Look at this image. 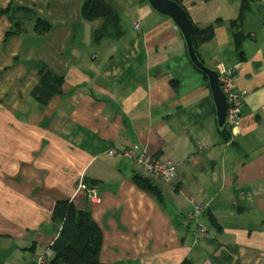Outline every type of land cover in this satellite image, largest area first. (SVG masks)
Returning <instances> with one entry per match:
<instances>
[{"label": "crops", "instance_id": "0c3cea01", "mask_svg": "<svg viewBox=\"0 0 264 264\" xmlns=\"http://www.w3.org/2000/svg\"><path fill=\"white\" fill-rule=\"evenodd\" d=\"M82 1L0 0L29 9L0 14V264H33L52 245L61 199L100 228L101 264H264V0H245L241 51L228 24L244 0H176L197 27L214 26L202 62L222 64L245 92L227 139L169 18L145 1L106 0L123 34L93 42L101 20L81 19ZM36 18L47 33L34 32ZM38 65L63 77L46 106L31 98ZM132 147L175 165L171 185L153 181L161 203L131 182L133 171L147 177L139 167L107 154ZM194 204L203 212L187 221ZM198 225L206 237L195 239Z\"/></svg>", "mask_w": 264, "mask_h": 264}, {"label": "trees", "instance_id": "16d2710c", "mask_svg": "<svg viewBox=\"0 0 264 264\" xmlns=\"http://www.w3.org/2000/svg\"><path fill=\"white\" fill-rule=\"evenodd\" d=\"M177 3L181 5L180 1H177ZM247 9L248 2L244 0L237 20L230 21L228 24L237 51H241V43L246 38L239 27ZM14 10L29 11V9L13 8L8 5L0 10V14L5 15ZM79 14L85 22L101 20L100 27L94 31L93 42L107 38L118 39L123 34L119 15L106 0H83ZM16 26L18 24L14 23L13 28ZM50 27L46 20L36 18L33 30L36 34L43 35L49 31ZM193 27L192 42L197 52L199 46L212 40L214 26L211 24L205 28H199L193 24ZM18 32L16 29L7 32L5 39L17 35ZM197 55L201 60L198 52ZM37 69L39 83L31 91V98L40 106H46L49 100L62 94L63 77L54 74L45 65H38ZM204 78L207 80L205 76ZM219 133L227 139L229 129L227 127L219 129ZM130 180L139 190L148 193L158 202H162V194L150 178L133 171L130 174ZM52 224L57 229V236L49 248L52 255L47 264H101L99 262V252L102 243V232L93 221L88 210H79L68 199L58 200L53 207Z\"/></svg>", "mask_w": 264, "mask_h": 264}, {"label": "built area", "instance_id": "2783aa9c", "mask_svg": "<svg viewBox=\"0 0 264 264\" xmlns=\"http://www.w3.org/2000/svg\"><path fill=\"white\" fill-rule=\"evenodd\" d=\"M134 28L137 30L139 26L135 24ZM216 72L218 73L220 88L226 96L227 101L226 127L230 131H234L240 125L241 98L245 92H238L235 89L231 72L227 70L222 64L217 66ZM135 150V147L126 148L120 151L111 149L107 154L109 156H118L130 160L133 165L139 167L141 171L152 181H160L164 185H171L174 182L176 178V170L175 165L170 160L164 158L163 156L151 155L145 150V148L140 149L138 153H136ZM78 188L79 190H82L86 193L87 200L90 203L99 202L98 192L94 186H88L81 182ZM202 212L203 207L194 204L192 211L187 216V221H196ZM206 235V227L198 225L195 239L204 238ZM49 248L37 256L33 264H47L52 255V252Z\"/></svg>", "mask_w": 264, "mask_h": 264}, {"label": "water", "instance_id": "95a60500", "mask_svg": "<svg viewBox=\"0 0 264 264\" xmlns=\"http://www.w3.org/2000/svg\"><path fill=\"white\" fill-rule=\"evenodd\" d=\"M145 2L155 13L169 18L178 29L191 65L207 78L214 104L217 127L220 130L225 128L227 113L226 96L220 88L216 70L208 68L197 55L192 42L193 22L186 9L175 0H145Z\"/></svg>", "mask_w": 264, "mask_h": 264}]
</instances>
